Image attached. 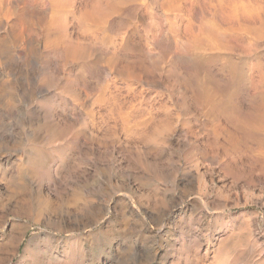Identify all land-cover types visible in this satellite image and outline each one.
<instances>
[{
    "label": "rangeland",
    "instance_id": "obj_1",
    "mask_svg": "<svg viewBox=\"0 0 264 264\" xmlns=\"http://www.w3.org/2000/svg\"><path fill=\"white\" fill-rule=\"evenodd\" d=\"M174 1L0 0V264H264V0Z\"/></svg>",
    "mask_w": 264,
    "mask_h": 264
},
{
    "label": "bare ground",
    "instance_id": "obj_2",
    "mask_svg": "<svg viewBox=\"0 0 264 264\" xmlns=\"http://www.w3.org/2000/svg\"><path fill=\"white\" fill-rule=\"evenodd\" d=\"M175 1H177V0H175ZM175 1H174V2H175ZM29 2H30V0H29ZM41 2H43V1H41ZM167 2H168V0H167ZM167 2H166V3H167ZM174 2H173V4H174ZM30 3H32V2H30ZM158 4H159V3H158ZM40 5H41V4H40ZM42 5H44V3H43ZM42 5H41V6H42ZM167 5H168V4H167ZM169 5H170V4H169ZM85 6H86V5H85ZM85 6H84V7H85ZM171 6H177V4H176V5H172V4H171ZM86 7H87V6H86ZM41 8H42V7H41ZM43 8H44V7H43ZM88 8H89V7H88ZM157 11H158V10H157ZM185 13H186V12H185ZM226 14H227V13H226ZM156 15H157V14H156ZM177 17H178V16H177ZM188 28H189V27H188ZM194 36H195V35H194ZM195 40H196V39H195ZM122 42H123V41H122ZM193 42H194V41H193ZM195 42H196V41H195ZM113 44H114V43H113ZM216 44H217V43H216ZM114 46H115V44H114ZM115 49H116V48H115ZM117 49H118V47H117ZM117 51H118V50H117ZM117 51H116V52H117ZM116 52H115V53H116ZM110 53H111V50H110ZM149 54H150V53H149ZM175 56H176V55H175ZM180 57H181V56H180ZM148 91H149V90H148ZM138 96H140V95H138ZM138 96H137V97H138ZM141 99H142V98H141ZM119 102H120V101H119ZM118 105H119V104H118ZM149 106H150V105H149ZM151 107H152V106H151ZM149 108H150V107H149ZM140 109H141V107H140ZM146 109H147V107H146ZM143 111H144V110H143ZM141 112H142V111H141ZM153 112H154V111H153ZM144 113H145V111H144ZM152 120H153V119H152Z\"/></svg>",
    "mask_w": 264,
    "mask_h": 264
}]
</instances>
